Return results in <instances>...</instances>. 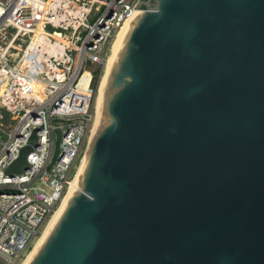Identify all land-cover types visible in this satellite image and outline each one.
<instances>
[{
    "label": "water",
    "instance_id": "1",
    "mask_svg": "<svg viewBox=\"0 0 264 264\" xmlns=\"http://www.w3.org/2000/svg\"><path fill=\"white\" fill-rule=\"evenodd\" d=\"M135 9L77 192L30 264H264V0Z\"/></svg>",
    "mask_w": 264,
    "mask_h": 264
},
{
    "label": "built area",
    "instance_id": "2",
    "mask_svg": "<svg viewBox=\"0 0 264 264\" xmlns=\"http://www.w3.org/2000/svg\"><path fill=\"white\" fill-rule=\"evenodd\" d=\"M139 1L0 0V260L6 264H21L31 252L85 160L98 118L92 68L105 69L121 27L144 11L135 9ZM34 133L28 168L7 174Z\"/></svg>",
    "mask_w": 264,
    "mask_h": 264
},
{
    "label": "bare ground",
    "instance_id": "3",
    "mask_svg": "<svg viewBox=\"0 0 264 264\" xmlns=\"http://www.w3.org/2000/svg\"><path fill=\"white\" fill-rule=\"evenodd\" d=\"M139 14L140 13H136L135 15H133L131 17V19H129L128 21L125 22V24L121 27V29L119 30V32H118V34H117V36H116V38H115V40L113 42L112 49H111V54L109 55L108 61L106 63L105 72H104L103 78L101 80L99 93H98V97H97L98 118H99V112H100L102 91H103V88H104V86L106 84L107 78L109 76L112 64H113V62H114V60H115V58H116V56L118 54V51H119V49L121 47V44H122V42H123V40H124V38L126 36V33H127L128 29H129L130 25L133 23V21L135 20V18ZM19 43H21V42L19 41ZM15 56H16V54H15ZM98 118H97V122H96V129H97V124H98ZM86 159L83 161L82 165L80 166V168H79V170L77 172V175L73 179V181H72V183L70 185V188H69L64 200L62 201L61 205L59 206L58 210L55 212V214L52 216V218L48 222L45 230L43 231V233L40 236V238L37 240V242H36L34 248L32 249V251L27 255V257L22 261L21 264H30V262L33 260V258L36 256V254L38 253L40 248L43 246V244L46 241L47 237L49 236V234L51 233V231L53 230V228L55 227V225L57 224V222L61 218L62 214L66 210L73 193L77 192V190L74 187H72V186L77 185V183H78V181H79V179L81 177V174L83 172V169H84V166H85V163H86Z\"/></svg>",
    "mask_w": 264,
    "mask_h": 264
},
{
    "label": "trees",
    "instance_id": "4",
    "mask_svg": "<svg viewBox=\"0 0 264 264\" xmlns=\"http://www.w3.org/2000/svg\"><path fill=\"white\" fill-rule=\"evenodd\" d=\"M105 69H103L102 67L98 68L95 70L94 72V78H95V84L94 86L98 89L103 77Z\"/></svg>",
    "mask_w": 264,
    "mask_h": 264
},
{
    "label": "rangeland",
    "instance_id": "5",
    "mask_svg": "<svg viewBox=\"0 0 264 264\" xmlns=\"http://www.w3.org/2000/svg\"><path fill=\"white\" fill-rule=\"evenodd\" d=\"M98 67L97 66H94L92 69L93 70H96ZM105 72V71H104ZM104 75V74H103ZM88 77H90V74L87 72L86 74H85V76H84V78H88ZM103 78V77H102ZM101 84V83H100ZM98 97V96H97ZM15 123L16 122H12L11 124H12V126H14L15 125ZM4 124H8V119H6L5 121H4ZM2 138L3 139H6L7 138V136L6 135H3L2 136ZM32 251V250H31ZM27 257V256H26ZM0 264H6L4 261H2V260H0Z\"/></svg>",
    "mask_w": 264,
    "mask_h": 264
}]
</instances>
